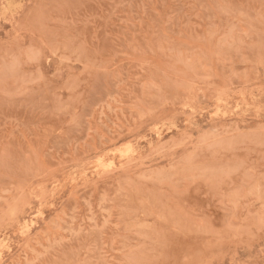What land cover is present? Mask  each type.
I'll list each match as a JSON object with an SVG mask.
<instances>
[{
  "label": "rangeland",
  "instance_id": "1",
  "mask_svg": "<svg viewBox=\"0 0 264 264\" xmlns=\"http://www.w3.org/2000/svg\"><path fill=\"white\" fill-rule=\"evenodd\" d=\"M0 264H264V0H0Z\"/></svg>",
  "mask_w": 264,
  "mask_h": 264
}]
</instances>
